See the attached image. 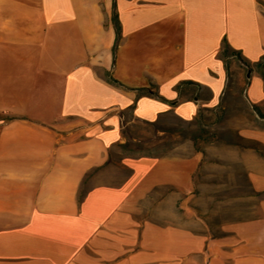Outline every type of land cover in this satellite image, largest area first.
Listing matches in <instances>:
<instances>
[{
    "label": "crops",
    "instance_id": "crops-1",
    "mask_svg": "<svg viewBox=\"0 0 264 264\" xmlns=\"http://www.w3.org/2000/svg\"><path fill=\"white\" fill-rule=\"evenodd\" d=\"M263 68L264 0H0V264H264V198L218 237L136 219L158 188L191 200L201 153L124 157L118 184L111 161L130 123L216 113L233 83L264 117Z\"/></svg>",
    "mask_w": 264,
    "mask_h": 264
},
{
    "label": "rangeland",
    "instance_id": "rangeland-1",
    "mask_svg": "<svg viewBox=\"0 0 264 264\" xmlns=\"http://www.w3.org/2000/svg\"><path fill=\"white\" fill-rule=\"evenodd\" d=\"M231 85L230 97L216 113L204 112L191 122L175 117L156 123V127L136 121L126 127L131 147L128 150L117 147L111 154V161L119 167L117 184L126 174L120 165L124 157L179 158L193 153H201L203 157L191 200H175L173 189L158 188L139 205L137 220L170 229L188 227L200 235L209 230L211 236L218 237L222 225L253 218L255 206L264 195L253 193L249 187L246 171L238 162V152L255 149L264 155L261 142L242 136L248 129L264 131V120L241 98L239 83ZM93 184L95 182L90 181L84 190Z\"/></svg>",
    "mask_w": 264,
    "mask_h": 264
},
{
    "label": "trees",
    "instance_id": "trees-1",
    "mask_svg": "<svg viewBox=\"0 0 264 264\" xmlns=\"http://www.w3.org/2000/svg\"><path fill=\"white\" fill-rule=\"evenodd\" d=\"M113 21L115 23V26H116V31H117V42L119 40V36H120V24H119V21H118V16L116 13H114L113 15ZM225 55H229V51L227 48H225V51H224ZM233 55L235 56H239V53L238 52H234ZM262 64H259V66H261ZM262 75H263V78H264V68L262 69ZM187 84H193V83H187ZM139 93L140 94H151V92L148 90V89H140L139 90ZM158 97V96H157ZM254 111L257 112V114L261 117V118H264L262 114H260L257 110L256 107H253ZM145 124V123H144ZM145 125H149V126H153V127H156V124L155 123H146ZM161 132H164L166 133V130H162ZM123 136L125 138V142L123 144H120L118 147L120 149H123V150H128L130 147H131V143H130V138L128 137L127 135V132L126 130L123 132Z\"/></svg>",
    "mask_w": 264,
    "mask_h": 264
}]
</instances>
